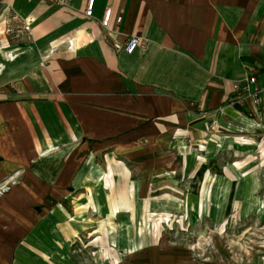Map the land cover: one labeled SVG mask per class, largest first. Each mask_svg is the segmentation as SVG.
Segmentation results:
<instances>
[{"label":"crops","instance_id":"1","mask_svg":"<svg viewBox=\"0 0 264 264\" xmlns=\"http://www.w3.org/2000/svg\"><path fill=\"white\" fill-rule=\"evenodd\" d=\"M86 3L0 0V182L21 174L0 199L14 214L0 220V264L34 222L21 192L80 190L88 155L145 175L152 149L264 134V0H94L91 20ZM23 24L29 34L6 31ZM132 35L144 39L132 54L112 48ZM250 75L258 105L234 101Z\"/></svg>","mask_w":264,"mask_h":264},{"label":"rangeland","instance_id":"2","mask_svg":"<svg viewBox=\"0 0 264 264\" xmlns=\"http://www.w3.org/2000/svg\"><path fill=\"white\" fill-rule=\"evenodd\" d=\"M263 135L152 149L145 175L122 155H88L93 184L59 199L21 192L34 222L3 264H264ZM20 182V172L1 181L0 199ZM7 215L0 220L10 224Z\"/></svg>","mask_w":264,"mask_h":264},{"label":"built area","instance_id":"3","mask_svg":"<svg viewBox=\"0 0 264 264\" xmlns=\"http://www.w3.org/2000/svg\"><path fill=\"white\" fill-rule=\"evenodd\" d=\"M54 4L57 6H64L65 0H53ZM93 5L94 0H87L86 7L84 9L83 15L87 20H91L93 18ZM14 20V19H13ZM113 20L112 11L110 9H106L103 12L102 18L99 22L100 26L104 29L109 28L111 22ZM121 16H117L114 18L116 24L121 22ZM18 33H26L29 34L30 29L27 24H23L20 28H6L7 33L10 32ZM144 39L140 35H132L129 36L123 44L114 42L112 44V48L114 50H122L126 54H132L138 47L141 46ZM264 82V78H263ZM257 79L254 75H250L247 77L242 78L232 84V90L235 95V102L242 103L245 100H249L253 105H258L259 99L258 95L260 93L259 89L256 87Z\"/></svg>","mask_w":264,"mask_h":264},{"label":"bare ground","instance_id":"4","mask_svg":"<svg viewBox=\"0 0 264 264\" xmlns=\"http://www.w3.org/2000/svg\"><path fill=\"white\" fill-rule=\"evenodd\" d=\"M7 58V57H6ZM4 189H0V192H2Z\"/></svg>","mask_w":264,"mask_h":264}]
</instances>
